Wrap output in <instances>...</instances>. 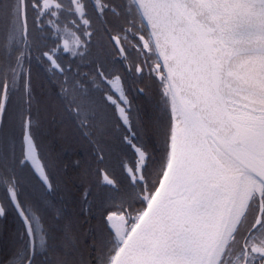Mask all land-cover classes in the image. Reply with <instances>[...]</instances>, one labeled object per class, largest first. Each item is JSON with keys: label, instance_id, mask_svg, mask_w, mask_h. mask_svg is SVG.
Returning a JSON list of instances; mask_svg holds the SVG:
<instances>
[{"label": "snow or ice", "instance_id": "1", "mask_svg": "<svg viewBox=\"0 0 264 264\" xmlns=\"http://www.w3.org/2000/svg\"><path fill=\"white\" fill-rule=\"evenodd\" d=\"M89 7L100 17L109 12L132 17L128 31L137 18L138 31L151 29L147 40L139 36L144 41L139 51L158 50L155 68L148 67L158 75L163 103L171 109L158 161L126 137L138 159L123 167L140 189L143 207L135 215L123 204L105 210L111 239L103 264H264V0H128L126 11L111 0L91 5L89 0H0V47L9 61L0 66V116L33 33L59 37L62 21L79 27L71 19L79 16L83 35H90ZM111 39L120 44L118 36ZM60 51L53 47L42 55L51 68L63 71ZM69 104L80 108L75 98ZM20 115L22 158L0 154V187L25 227L27 240L16 264H36L35 240L40 247L45 240L39 219L17 200V167L37 157L28 122ZM151 164L158 165V181L149 180ZM99 174L115 186L107 172Z\"/></svg>", "mask_w": 264, "mask_h": 264}, {"label": "trees", "instance_id": "2", "mask_svg": "<svg viewBox=\"0 0 264 264\" xmlns=\"http://www.w3.org/2000/svg\"><path fill=\"white\" fill-rule=\"evenodd\" d=\"M111 4L127 10L125 0H111ZM88 11L90 35H83L79 16L71 18L79 27L70 20L62 21L59 37L33 33L31 50L26 51L22 71L17 69L20 75L3 114L0 154L22 158L23 113L51 185L47 189L40 184L28 166L17 167L18 202L39 219L45 240L43 247L38 237L35 240L36 264H55L58 259H66L68 264H103L111 239L105 210L123 204L135 215L143 207L140 189L132 186L123 167L138 159L126 137L157 161L166 147L171 112L163 103L160 81L135 71L141 60L133 43L137 35H145L138 31L139 19L128 31L132 17L110 12L100 17L91 7ZM113 36L120 38L125 58L118 56ZM65 42L71 51H62ZM53 47L61 49L62 75L51 71L42 56ZM16 56L19 51L12 55L13 65ZM8 62V51L0 47V66ZM116 76L118 81L113 80ZM112 82L117 89L111 87ZM72 98L79 109L69 104ZM157 170L158 165H150L149 180L162 178L156 175ZM101 171L115 180V186L103 182ZM0 205L5 207V215L0 216V264H16L27 238L3 187Z\"/></svg>", "mask_w": 264, "mask_h": 264}, {"label": "water", "instance_id": "3", "mask_svg": "<svg viewBox=\"0 0 264 264\" xmlns=\"http://www.w3.org/2000/svg\"><path fill=\"white\" fill-rule=\"evenodd\" d=\"M150 31H151V29L149 28V29H148V32H146L147 36H148V34H149ZM113 42H114L115 48H116V50H117V52H118V54H119V57H121V58H125V54H124V52L121 53V51H120V48H122L121 44L117 45L115 41H113ZM153 51H154V54H155V56H156V58H157V57L159 56V52H158V50H153ZM44 58H45V57H44ZM45 59H46V58H45ZM160 63H163L162 58L160 59ZM55 70H57V69H55ZM57 71L60 72V70H57ZM140 93H142V92L140 91ZM170 111H171V109H170ZM2 119H3V116H0V129H1V124H2ZM25 121L28 122V133H29V121H28V119H26ZM29 135H30V133H29ZM22 143H23V133H22ZM32 143H33V142H32ZM32 155L35 156V157H37V159L35 160V162H30L29 165H28V167H29L30 171L32 172V174L35 176V178H36V179H37V180H38V181H39V182H40L45 188L49 189V187H48V184H50L49 181H48V184H46V183L44 182V178H43V176H41V172H43L44 175H46V173H45V171H44V169H43V167H42V165H41V163H40V160H39V157H38V153H37L36 148H35V151L32 153ZM47 180H48V179H47ZM158 186H159V185H158ZM12 205H13V208H14V210H15V212H16L18 218L20 219V221H21L22 224H23L22 218L19 216V214H18V212H17V209H16L15 205H14V204H12ZM106 224H107V223H106ZM23 226H24V224H23ZM107 227H108V225H107ZM108 229H109V228H108ZM24 230H25V227H24Z\"/></svg>", "mask_w": 264, "mask_h": 264}, {"label": "rangeland", "instance_id": "4", "mask_svg": "<svg viewBox=\"0 0 264 264\" xmlns=\"http://www.w3.org/2000/svg\"><path fill=\"white\" fill-rule=\"evenodd\" d=\"M125 4L127 6L128 0H125ZM144 37H145V40H147L146 35ZM138 40H140L139 39V35H137V44L133 43L134 46H135L133 48L135 50H137L136 52L138 53L139 58L141 60V67H140L141 68V72L139 73V75L142 74V73H144L146 75L150 74V75L154 76L155 78L159 79L158 75L156 74V72L151 71L150 68L148 67V65H151L152 68H155L156 63H157L156 57L153 54V50L152 49H143V52L141 53V51H139V49L143 48L144 41H140L141 43H139ZM65 46L68 47V45L64 44L63 47H65ZM110 85H111L112 88H116L117 87L116 84H113V83H110ZM118 92H120V94L122 93L121 87L118 90ZM156 93H157L156 95H158V86H157ZM157 98H158V96H157ZM119 115H121V113H119ZM8 131H10V128H8Z\"/></svg>", "mask_w": 264, "mask_h": 264}, {"label": "flooded vegetation", "instance_id": "5", "mask_svg": "<svg viewBox=\"0 0 264 264\" xmlns=\"http://www.w3.org/2000/svg\"><path fill=\"white\" fill-rule=\"evenodd\" d=\"M90 1V3L92 4L93 3V0H89ZM50 50V49H49ZM48 50V51H49ZM43 56V55H42ZM43 59H44V62L50 67L49 69L51 70V71H53L55 74H57V75H62L63 74V71H60V72H58L57 70H55V69H53V68H51V66H50V64H49V62L43 57ZM58 63H60L59 61H58ZM61 65V64H60ZM62 67V66H61ZM138 75H139V73L138 72H136ZM114 80V79H113ZM113 83V82H112ZM114 84V83H113ZM115 90V89H114ZM18 191V190H17ZM18 193V192H17ZM18 195V194H17ZM18 199V198H17Z\"/></svg>", "mask_w": 264, "mask_h": 264}]
</instances>
